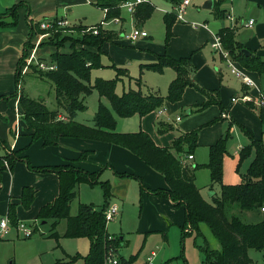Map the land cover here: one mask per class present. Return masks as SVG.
<instances>
[{
	"label": "trees",
	"instance_id": "obj_1",
	"mask_svg": "<svg viewBox=\"0 0 264 264\" xmlns=\"http://www.w3.org/2000/svg\"><path fill=\"white\" fill-rule=\"evenodd\" d=\"M127 0H96L95 6L104 11L103 20L119 17L121 13L120 4ZM174 8L181 0H166ZM22 2L14 4L4 12L0 13V26H9L16 23V11ZM154 11L150 2H143L136 5L133 18L137 24H143L149 19ZM213 11L216 17L223 18L225 10L214 2ZM7 15L13 17L11 23L3 21ZM176 20L174 12H166L163 16L165 26L164 44L167 45L173 35L172 26ZM97 27L98 32L93 34L91 27ZM30 33L21 57L18 61L15 75V92L9 96L0 98L16 97L21 109V117L25 122L26 130L30 133L31 140L42 139L44 145H55L60 137H78L82 139L98 140L116 144L127 148L137 155L146 165L161 173L167 184L166 189H155L152 192L169 197L176 205H182L185 211V219L181 225V236L194 233L201 235L200 225L206 224L218 241L220 248H211L206 242L199 246L203 253L201 264H252L254 261L248 254L249 249L263 252L264 262V218L256 223H245L237 215L228 216L225 208L228 204H237L241 210H252L264 207V145L261 138H255L244 126L240 125L241 131L248 137L249 143L239 151V162L254 153L248 168L242 175L239 184H224L222 181V161L226 152V141L229 137L228 131L220 136L216 142L209 146V160L204 165H191L184 163L176 157L174 152L192 153L197 144L198 129L182 133L174 138L169 146H158L153 139L143 130L136 132L116 131V118L130 117L133 115L143 116L163 106L167 102H176L182 98L184 89L188 86L195 87L206 96V101L199 105V110L210 104L221 102L214 96L216 93L198 87L192 80L191 73L193 65L190 57L175 58L167 53L158 54L156 60L150 63L141 64V70L147 69L155 72H163L167 67L175 71L174 78L169 82L165 96L159 93L143 94L140 89H128L121 94L115 92V86L123 69L116 68L117 76L112 79L97 77L90 83V72L94 68L101 67V48L106 42H114L118 34L111 29L102 27L100 23L86 26L74 27L79 37L75 41L83 46L75 47L72 51L60 52L57 49L62 46L68 37L64 29L42 31L38 28V22L30 23ZM90 28V29H88ZM33 29L38 32H47L49 38L39 44L50 45L55 51L49 57H39L40 60H47L54 63V70L43 71L35 65H30L28 73H34L42 79L52 82L55 89V109H49L42 99L32 98L23 92L20 87V77L25 58L28 56L32 44L30 43ZM84 31H81V30ZM223 47L228 51L233 60L243 68L255 71L258 74L264 73V61L260 55L252 51L248 55L242 50L243 46L235 39L236 30L231 27H223L218 31ZM43 44V45H42ZM88 46V47H86ZM94 47L97 51L88 49ZM139 84V79L136 81ZM93 90H96L100 97H105L113 112L101 101L92 115L93 125H87L75 120L78 112H84L88 107L84 98ZM264 95V89L262 90ZM250 108L253 104L247 102ZM65 113V118L58 116L59 112ZM260 121L264 126V109L259 110ZM171 128L158 123L157 130L163 132ZM264 132V129H263ZM85 152L81 157H85ZM9 166L19 158L15 151L11 154H4ZM29 168L35 171H52L57 173L59 179V193L51 202L40 207L36 219L40 221L52 220L51 236L57 237L54 231L60 219L66 220L64 235L67 237H86L90 241L88 253L80 257L72 256V260L81 258L83 264H104V257L109 246L113 248L120 245L121 239L112 236L107 232V221L104 217V209L110 197V185L108 181H98V172H88L70 165L38 166ZM205 166L210 171V189L214 183L220 186L219 194L212 196V202L206 201L200 194L199 188L195 185V170ZM3 169L0 161V171ZM80 183L89 185L98 184L101 187L104 202L100 207L92 204L80 203L75 215H70V203L76 197V187ZM34 197V189L25 186L22 189L20 200L24 208H29ZM7 217L13 225L17 224L15 206L10 203ZM109 236L112 238L109 239ZM134 256L129 259L118 258V264H131ZM183 264H186L184 261Z\"/></svg>",
	"mask_w": 264,
	"mask_h": 264
},
{
	"label": "rangeland",
	"instance_id": "obj_2",
	"mask_svg": "<svg viewBox=\"0 0 264 264\" xmlns=\"http://www.w3.org/2000/svg\"><path fill=\"white\" fill-rule=\"evenodd\" d=\"M205 1L207 0H190V4L184 8L181 14V20L178 18L175 20L181 22V24L183 25V27L180 29V33H177V39L173 42V45L175 47H183L184 45H187L188 43L192 42L195 37V30L199 28V25L201 23H207L208 27L213 31L217 30L221 26H230L229 20L226 16L224 18H218L214 15L212 9L203 8L202 5ZM213 1L218 2L219 7L221 9L226 10V15L230 13L238 19V26L236 29L235 39L240 44H242L244 49L252 51L254 54L260 55L261 59L264 61V33L255 32L257 24L264 21L262 18L263 4H261L258 0ZM145 2H150L154 6V12L151 17L147 19L143 24H141V26L143 27L142 29L146 30L149 36L145 40L139 39L135 42H130L127 41L122 35L118 38L121 40L120 42H113L114 44L112 45L115 48L109 46L112 42H109V44H107L108 42H106L104 45V49L101 48L100 62L102 66L99 68H94L90 72L89 81L91 84L97 77L103 79L115 78L117 76L116 68H119L123 69L124 73H120L118 75V79L115 86V92L117 94H121L129 88H140V90L144 93L158 92L160 95H166L168 82L166 80L163 81V79H165V74L152 70H141V63L149 62H141L137 59H134L133 55H135L137 52L146 51V49L155 50L157 47L165 45V26L163 22V16L166 12H174L175 14H177V9L175 7L173 8L170 3L165 2L164 0H147ZM27 4L29 5V3ZM68 9H70V11H68ZM133 12H128L126 8L121 9V18H125V20L120 21V16V22L112 21L113 18L104 20L105 22L107 21L108 24L104 25V27L107 29L114 30L118 35V32L120 31H122V34H129L134 27L138 28L139 26V24H137L133 18ZM58 15L64 16L70 25L69 27L61 28L64 29V34L68 37L66 38V40H64L62 46L57 49L60 52H66L69 50L72 51V45H75V47L83 46L81 43L74 40V38L79 37L74 27H77L79 25L91 26L97 23H101L103 21L104 12L102 9L97 8L93 4L85 3L81 5L59 8ZM250 18L254 20L253 26L245 27L243 26V24H241L242 20L247 21ZM193 27H196L197 29ZM39 30L46 31L40 28ZM81 31L84 30L82 29ZM41 34H43V36H40ZM32 37L33 40L30 41V43L33 46V44L35 43V41H37L39 37L41 42L46 40L50 36L47 32L41 33L38 32V29H33L31 33V38ZM210 41L207 42L204 47L201 48L202 51H205V55H209L210 62L214 61V63H211L213 69L214 67H217V70H221V80L223 82V85H227L229 87L234 88H228L226 91L222 92V97L224 98V100H230L231 96H241V82L236 80L234 76L230 74L229 67L227 66L226 62L220 63L219 55L215 54L214 50L210 47ZM44 46L45 45H43V47ZM39 47L42 46L39 44ZM88 49L92 51H97L96 48L90 46ZM48 57L49 56H47L46 58ZM44 61L49 62L47 60ZM21 68V72L26 73L20 77V87H22L23 92L32 98L42 99L49 109H55V89L52 82L42 79L34 73H27L31 72V69L30 65H27L26 61H24L23 66ZM247 72L257 83L258 87L263 90L264 73L258 74L257 72L250 70H247ZM138 79L139 84H137L136 82ZM252 94L257 96L256 93ZM100 100L113 112L109 101L105 97H100L98 92L96 90H93L89 95H86L84 98V102L88 106V108L84 112H78L75 116V120L87 125H93L94 122L92 115L88 114L87 110H92L94 112L97 109L98 102ZM234 103L237 104V107H235L234 109V114L236 115L231 116L235 123L231 125H229L228 120H218L220 110V106L218 104L207 106V108L201 110H197L196 107L197 112H193L191 115H186L185 113L186 109H188L189 107H183L182 109H178L172 115H170V119H173L177 113L181 115V122L184 121L186 123L188 120L192 119V124H194L192 127L193 129L199 128V126H201L199 125V116H205V120H209L211 122L209 123V125H202L204 126V129L205 127L206 129H208L206 131L212 130L216 132L219 128H221V135H219V137L225 135L228 131L229 137L226 141V152L224 153L222 161V181L224 184H232L228 182L226 183L224 181V179H228L229 177V175H227V163L225 164L226 168L224 167V158H232V155H235V151H238V144L241 141L245 142V144L241 145L242 147L247 145L249 142L247 137L241 131L240 125L244 126L253 135L250 130L251 127H249L245 119H243L247 118L246 120H248L250 125L253 126L251 121H249L248 117H246V114L243 113V109L248 108L241 100H238ZM221 104L223 106L226 105L223 101H221ZM226 108L228 111L230 110L228 107ZM251 111L252 110H250L249 115H252L255 120L256 114L253 113L254 111ZM133 117L134 119H139V116ZM115 118L116 121H118V123L116 124V131H119L117 129L120 126L123 129L127 130L119 132H136L140 129L138 123L134 127H126L122 123L130 125L129 123H131V120H122V118L124 117L117 118L116 115ZM177 124H179V122ZM192 128H190L189 130H191ZM261 139L264 145V135L261 136ZM198 147L196 145L192 152L195 154L196 161L198 162L197 164L204 165L209 160V146L199 148ZM1 151L2 149L0 150V153ZM252 158L253 153H251L243 161L239 162L238 158V162L236 163L237 165L235 164V167L232 172L236 176H238V181L234 184H239L242 181V175L246 171L245 163L247 164L249 162V159L251 160ZM195 175L196 185L202 188V194L205 199L208 202H212V197H210L208 193V187H206L208 184L211 183L209 169L205 166H201V168H198ZM229 178L232 177L230 176ZM104 179L105 177H100V180ZM95 185L96 187H93L92 189L89 188V190L87 191H80L81 189L78 190V187L82 186V184H79L76 187V193L78 196H76V198H74L70 203V215H75L77 213L80 203L92 204L94 206L96 205L99 207L102 205L103 193L101 191L100 186L97 184ZM212 190L215 191L216 194H219V184L214 183V189ZM116 200L119 203L120 212L123 216L122 218H116L112 221H108L106 224V229L110 234L114 236L123 237L124 244L118 246L116 256L119 259L122 258L127 260L131 255H135L136 258L132 261L131 264H141L145 260V257L151 253V251L156 252L155 264H161L160 260L161 257H163L164 255L166 257L174 256V258L170 259L171 263L169 264H177L176 262L180 261L179 258L181 256V251L182 255L187 258L188 264H201L202 261L200 262L199 259V257H201L199 246L203 245L204 240H206V243L211 248H213L214 244L217 241L214 235H212L208 226L206 224H202L204 239L199 236L188 235L182 240L179 229L173 228L170 233H166L167 242H164L162 235L158 232L148 233L146 231H138L139 222L143 223L145 216V214L142 213V218H140V206L142 207L143 201L138 190L134 193L132 191L124 202L119 199ZM25 210L26 209L24 208L22 210V213H24L25 215L29 214L30 211ZM225 213L228 216H230L231 214H235L245 223H256L261 221L262 218H264V213H262L259 209L241 210L235 203L228 204L225 208ZM25 215L20 217L19 222H21L25 227L30 228L33 231L32 234L30 236H25L21 231L17 229L16 225L8 223V234L0 236V264H83L81 258H78L76 260H72L71 258L74 255H79L80 257H83L88 253L90 246V241L88 238L65 236V219H60L57 222L54 231L58 233V236L53 237L51 236L52 220H47L41 223L40 220L34 218L37 214H35L34 216L33 214L31 216ZM2 217L5 218L7 217V215L5 213H0V219ZM114 249L116 250V247H114ZM248 252L254 263L264 264L262 251L249 249ZM164 259H162V261Z\"/></svg>",
	"mask_w": 264,
	"mask_h": 264
},
{
	"label": "crops",
	"instance_id": "obj_3",
	"mask_svg": "<svg viewBox=\"0 0 264 264\" xmlns=\"http://www.w3.org/2000/svg\"><path fill=\"white\" fill-rule=\"evenodd\" d=\"M95 1L96 0H0V13L4 12L6 9L10 8L14 4L22 2V5L19 6L16 11V18H17L16 23H14V25H9V26H0V96L2 97L9 96L15 92V75L17 72L18 61L21 57L24 48V44L25 42H27L29 38V33H30L29 24L38 22L43 19H54V18L65 19L64 16L58 15L59 8L81 5L85 3H90L94 5ZM164 1L168 2L166 0ZM258 1L261 4H263L262 18L264 20V0H258ZM26 2L29 3V5ZM214 2L216 1H213V7H214ZM96 7L99 8L98 6ZM68 11H70V9H68ZM225 16H226V10H225ZM235 19L237 22L234 25V29L236 30L238 26V19L237 18ZM121 20H125V18H121V14H120V21ZM3 21L7 23H11L13 21V17L11 15H7L6 17L3 18ZM247 21L242 20L241 24H243V26L245 27H251L254 25L253 23V25L251 26H246L244 23H246ZM138 27L143 28L141 24H139ZM182 27L183 25L181 24V22L175 21L172 26L173 35L170 38L169 44L167 46L164 45L157 47L155 50L146 49V51L137 52L135 55H133L134 59H137L141 62L150 63L156 60V56L158 54H163V53H167L175 58L190 57L191 63L193 65V70L191 73L193 82L198 87L216 93V95L214 96L220 102L223 101L226 104L224 106L222 105L221 108L219 107L220 108L219 116H218L219 119L218 118H214V119L228 120L229 125L235 123L232 116L236 115L234 114V109L235 107H237L236 106L237 104L234 102L240 100L238 98H240L244 93H248L253 98H255L256 96L253 95L252 93H256L257 95V91L255 89L249 88L246 85H244L239 78L235 77L230 72L229 69L230 74H232L236 80L241 82L242 95L241 96L236 95L238 97L231 96V99L232 97L236 99L234 101H232L231 99L224 100V98L222 97V92L226 91L228 88L231 89L234 88L229 87L227 85H223V82L221 80L222 79L221 70L220 69L217 70L218 69L217 67H214L213 69L211 63H214V61L210 62L209 55H205V51H202L201 49L202 47H204V45L207 42L210 41V39H212V35L214 33H218V31L223 27H230V26L229 25L221 26L217 30L213 31L208 27L207 23H201L198 29L196 27H193L196 28L197 30H195L196 33L192 42L188 43L187 45H184L183 47H175L173 45V42L174 40L177 39V33H180V29ZM263 28H264V21L257 24L255 28V32L264 33ZM118 33H119L118 35L119 38L120 36H122V31ZM148 36L149 35H147L146 37H140L130 42H135L139 39L145 40ZM118 38L115 39L114 42H120L121 40ZM32 40L33 37L30 39V41ZM107 44H109V42ZM112 44L114 43L112 42L109 46L115 48ZM104 45L105 43L102 46L103 49H104ZM210 47L212 48L211 45ZM53 51H55V48L53 46L45 45L44 47L42 46L38 48L37 54L41 57H47ZM214 53L219 55L215 51ZM219 60L220 63L225 62V60L221 57V55H219ZM237 64L240 65L239 63ZM161 73L165 74L164 75L165 79H163V81L166 80L168 84L175 76V71L170 67L165 68ZM136 89H140V88H136ZM142 93L148 94L151 92H147V93L142 92ZM206 99H207L206 96L203 95L201 92H199L195 87L188 86L184 89L182 98L179 101L176 102L166 101L164 105L161 106L160 108L153 110L143 116H139L136 114L133 115V116H139V119H134L133 116L122 118V120L123 119L131 120V123H129L130 125L126 123H122V124L126 127L129 126L134 127L138 123V126L140 128L139 130H143L147 132L152 137L155 144H157L158 146H169L174 138H176L182 133L191 131L194 125L192 124V119L188 120L186 123L184 121L181 122L182 120L181 115L176 113V116L173 119H170V115H172L176 110L182 109L183 107H189L188 109H186L185 113L186 115H191L193 112H197L196 107L197 110H199L198 108L199 105L204 103ZM250 103L253 104L254 108H250L247 105V102H244L245 106L248 109L246 108L243 109L244 110L243 113L246 114V117H248L249 121H251L253 126H251L248 120H246L247 118H243V119H245L246 123L249 125V127H251L250 130L253 133V136L255 138H261V136L264 135L263 132L264 126L261 123L259 117L260 109H258L253 102ZM211 105L213 104H210L208 106ZM226 107L230 109L229 110L230 112L227 110ZM205 108H207V106ZM249 109L252 110L251 112L254 111L253 113L256 114L257 120L256 119L254 120V117L252 115H249L250 112ZM58 116L63 118L66 117L65 113L62 111L59 112ZM177 117H179V119H177ZM21 118H22L21 109L19 107L18 100L16 97H8L5 99L0 98V150L2 149L0 153V157L3 156L8 149H12V152L15 151L17 156L19 157L12 164V166H10V169L3 167V169L0 171V213H5L7 215L8 206L10 203H13L15 206L17 222H19L20 217L25 215L24 213H22L24 207L22 206L20 200L22 189L25 186H30L34 189L33 201L29 208H25L26 209L25 211H30V212L25 216H31L32 214L34 216L35 214L38 213L41 206L47 203H51L57 197L59 193V179L57 173L52 171H41V172L35 171L29 168L28 164H30L33 167L70 165L72 167L80 168L88 172H98L99 173L98 181L109 182L111 195L108 199V203L112 202L118 205L119 214L116 216V218H122L123 216L122 213L120 212V206L116 199H119L122 202H124L132 191L134 193L135 191L138 190L143 201L142 207L140 206L141 208L140 218H142V213L145 214L143 220L144 222L143 223L139 222L138 231L141 230L143 232L146 231L148 233L158 232L162 235L164 242H167L166 233H170V231L173 228L179 229L181 234V225L183 224L185 219L184 207L182 205H176L169 197L165 195H159L152 192L155 189H166L167 184L165 182V179L161 173L153 170L151 167L146 165L133 152H131L125 147L116 144L98 141V140L82 139L78 137H60L59 142L57 144L44 145L42 139L40 138L36 140H31L30 133L26 130L25 122L23 119L21 120ZM117 118H121V117L117 116ZM199 121H200L199 125L201 126H199L196 145L197 147L198 146L208 147L214 144L215 141L219 138V135H221L220 134L221 128H219L216 132L212 130L206 131L208 129H206V127L204 129L203 128L204 126L202 125L205 124L209 125V123L211 122L209 120H205V116H199ZM178 122L179 124H177ZM117 123L118 121H116V124ZM158 123H162L165 126H170L171 128H168L163 132H159L157 130ZM190 128L192 129L189 130ZM117 130L126 131L127 129H123L120 126ZM243 144H245V142L243 141H241L238 144V151H235V155L234 156L232 155V158L229 159L228 157L224 158V167L225 164L227 163V168H228L227 175H229V177L230 176L232 177V178L228 177V179H224L226 183L228 182L234 184L235 182L238 181V176H236L232 172L235 167V164L238 162L237 160L239 158V151L240 148L242 147L241 145ZM83 152H85L86 155L85 157H81V154ZM173 153L176 157H178L182 161L185 160L187 164L196 165L198 163L196 161V157L193 152L190 153L192 155V158L190 159L187 158L189 153H186L185 151L179 153L173 151ZM251 160L249 159V162L247 164L245 163V169L248 168ZM197 170L198 169L195 170V174ZM101 176L105 177V179L100 180ZM195 181H196V175H195ZM80 184H82V186L78 187V190L81 189L80 191L82 190L87 191L89 190V188L92 189L93 187H96V185L91 186L87 183H80ZM197 187L199 188L200 194L205 199V197L202 194V188L200 186ZM206 187H208V193L210 197L216 194V192L212 190L214 189V184L212 185V189H210V184H208ZM76 196L78 195L76 194ZM103 202H104V198H103ZM231 215H235V214H231ZM43 222L45 221H41V223ZM200 231H201V235L198 236L204 239L202 224L200 225ZM191 235H195V234L192 233ZM119 237L121 239L120 242V246H121L124 244V241L122 236ZM184 238H182V240ZM204 242H206V240H204ZM213 248L216 249L220 248V245L217 241L214 244ZM131 256H134V259L136 258L135 255H131ZM148 256L145 257V260ZM200 256L201 257H199V259L201 262L203 260V253L201 250H200ZM165 257H166L165 255L161 257L160 260L161 264H169L171 263L170 259L174 258V256H170V257L167 256L166 258ZM162 259L164 260L162 261ZM179 260H180L179 262H176L177 264H183L184 261L186 262V264H188L187 258H185L184 255H182V251ZM155 261H156V252L154 257V264Z\"/></svg>",
	"mask_w": 264,
	"mask_h": 264
},
{
	"label": "built area",
	"instance_id": "obj_4",
	"mask_svg": "<svg viewBox=\"0 0 264 264\" xmlns=\"http://www.w3.org/2000/svg\"><path fill=\"white\" fill-rule=\"evenodd\" d=\"M147 0H127L124 1L120 4V7L122 8H126V10L128 12H133L136 5L142 2H145ZM190 4V0H181L180 4L177 5L175 8L177 9V14L176 17L177 18H181V14L184 10V8L186 6H188ZM226 17L229 19L231 25L230 27H234V25L236 24V19L229 13L226 15ZM112 21L118 22L119 21V17H115L112 19ZM254 20L253 19H249L246 23H244L246 26H251L253 25ZM102 27H104V25H108L107 21L105 22L104 20L100 23ZM69 23L66 19L63 18H54V19H43L38 21V27L40 29L43 30H57L60 28H65V27H69ZM90 29V28H88ZM91 32L93 34H96L98 32L97 27H91ZM125 39L129 40V41H134L137 38L140 37H146L148 35L147 31L142 29V28H136L134 27L132 29V31L125 35L124 33L122 34ZM40 36H43V34H41ZM39 42H40V37L37 39V41H35V43L33 44V46L30 48L29 54L28 56L25 58V61L27 63V65H35L38 69H41L43 71H49V70H54L56 68L54 63H50V62H46L44 60H40V56L37 54L38 48H39ZM210 45L212 46V48L214 49V51L216 53H218L219 55H221V57L225 60V62L227 63V66L230 69V72L237 78H239L242 83L244 85H246L249 88L255 89L257 91V96L255 98H253L250 94L248 93H244L240 98V100L244 101V102H253L254 105L260 109L263 108L264 109V95L262 90L258 87L257 83L254 81V79L248 74L247 70H245L244 68L240 67L233 59H231L228 51L223 47L222 41H221V37L218 33H214L212 35V39L210 42ZM232 101L236 100L234 97H232L231 99ZM177 119H179V117H177ZM12 153V149H8L6 151L5 154H11ZM187 158H192V155L189 154L187 156ZM0 161L2 162V165L4 168L9 169V164L6 158H4L3 156L0 157ZM184 163L185 160H183ZM261 211L264 212V207H261ZM119 214V208L118 205L115 203H108L107 206L104 209V217L105 220L108 221H112L113 219L116 218V216ZM8 223L9 219L8 217L5 218H1L0 219V236L2 235H6L8 233ZM16 227L19 231H21L23 233V235L25 236H30L32 234V230L28 227H25L21 222H17ZM112 238V236H109V239ZM116 250L112 247L109 246L107 248L105 257H104V264H118V258L116 256ZM154 257H155V252H151L150 255L146 258L145 261H143L141 264H154ZM252 264H256V263H252Z\"/></svg>",
	"mask_w": 264,
	"mask_h": 264
},
{
	"label": "water",
	"instance_id": "obj_5",
	"mask_svg": "<svg viewBox=\"0 0 264 264\" xmlns=\"http://www.w3.org/2000/svg\"><path fill=\"white\" fill-rule=\"evenodd\" d=\"M203 8L205 9H212L213 8V0H207L203 3L202 5ZM246 55H248L250 53V51H248L247 49H242ZM87 113L90 114V115H93L94 112L92 110H87Z\"/></svg>",
	"mask_w": 264,
	"mask_h": 264
}]
</instances>
